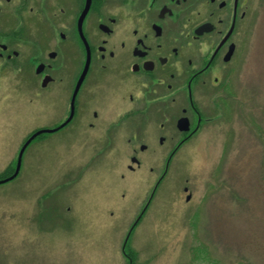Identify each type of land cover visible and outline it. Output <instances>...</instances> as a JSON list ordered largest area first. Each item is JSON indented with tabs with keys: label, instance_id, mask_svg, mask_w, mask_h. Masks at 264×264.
<instances>
[{
	"label": "flooded vegetation",
	"instance_id": "af4514ba",
	"mask_svg": "<svg viewBox=\"0 0 264 264\" xmlns=\"http://www.w3.org/2000/svg\"><path fill=\"white\" fill-rule=\"evenodd\" d=\"M261 3L0 0V75L23 90L30 119L53 123L29 131L26 151L71 147L61 177L72 179L91 155L115 158L108 172L134 200L133 230L228 98Z\"/></svg>",
	"mask_w": 264,
	"mask_h": 264
},
{
	"label": "rangeland",
	"instance_id": "374dc122",
	"mask_svg": "<svg viewBox=\"0 0 264 264\" xmlns=\"http://www.w3.org/2000/svg\"><path fill=\"white\" fill-rule=\"evenodd\" d=\"M256 17L228 98L192 148L175 156L133 230L134 200L111 184L115 158L89 155L73 179L61 177L70 171L63 161L77 152L36 142L19 175L0 185V264H264V0ZM16 91L1 74L0 175L7 178L29 131L53 124L30 119Z\"/></svg>",
	"mask_w": 264,
	"mask_h": 264
},
{
	"label": "water",
	"instance_id": "95a60500",
	"mask_svg": "<svg viewBox=\"0 0 264 264\" xmlns=\"http://www.w3.org/2000/svg\"><path fill=\"white\" fill-rule=\"evenodd\" d=\"M35 136L33 138H35ZM31 140H32V138L25 143V145L23 146V148L20 151V154H19V157H18V163H17L16 172L11 177H9L7 179H4V180H0V185L11 181V180L15 179L18 176L20 168H21V164H22L23 155H24L25 150L27 149L28 145L30 144Z\"/></svg>",
	"mask_w": 264,
	"mask_h": 264
},
{
	"label": "trees",
	"instance_id": "16d2710c",
	"mask_svg": "<svg viewBox=\"0 0 264 264\" xmlns=\"http://www.w3.org/2000/svg\"><path fill=\"white\" fill-rule=\"evenodd\" d=\"M9 175L8 172L7 174H2V176L0 175V180L7 178Z\"/></svg>",
	"mask_w": 264,
	"mask_h": 264
}]
</instances>
